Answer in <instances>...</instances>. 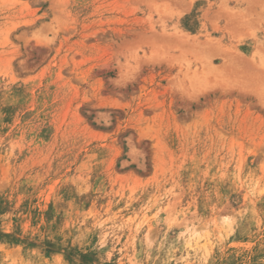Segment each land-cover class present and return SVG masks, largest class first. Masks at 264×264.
<instances>
[{"label":"rangeland","instance_id":"rangeland-1","mask_svg":"<svg viewBox=\"0 0 264 264\" xmlns=\"http://www.w3.org/2000/svg\"><path fill=\"white\" fill-rule=\"evenodd\" d=\"M0 264H264V0H0Z\"/></svg>","mask_w":264,"mask_h":264}]
</instances>
